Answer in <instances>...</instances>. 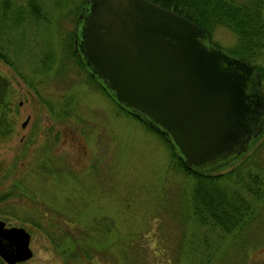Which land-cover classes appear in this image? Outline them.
<instances>
[{
    "label": "rangeland",
    "instance_id": "rangeland-1",
    "mask_svg": "<svg viewBox=\"0 0 264 264\" xmlns=\"http://www.w3.org/2000/svg\"><path fill=\"white\" fill-rule=\"evenodd\" d=\"M82 1L39 0L40 21H0L9 60L0 57L1 102L10 125L0 132V192L15 186L0 199V219L23 226L32 251L16 264H264V130L209 170L246 216L229 230L199 220L189 202L195 179L175 165L165 141L120 110L66 53ZM2 2L11 10L23 4L0 0V10ZM207 36L229 52L236 43L220 25ZM248 61L264 93L256 69L264 74V45ZM85 249L91 259L80 256Z\"/></svg>",
    "mask_w": 264,
    "mask_h": 264
},
{
    "label": "water",
    "instance_id": "water-1",
    "mask_svg": "<svg viewBox=\"0 0 264 264\" xmlns=\"http://www.w3.org/2000/svg\"><path fill=\"white\" fill-rule=\"evenodd\" d=\"M73 43L90 75L165 137L188 169L232 160L264 130L254 64L172 9L152 0H83ZM29 237L0 219L1 260L29 258Z\"/></svg>",
    "mask_w": 264,
    "mask_h": 264
},
{
    "label": "trees",
    "instance_id": "trees-1",
    "mask_svg": "<svg viewBox=\"0 0 264 264\" xmlns=\"http://www.w3.org/2000/svg\"><path fill=\"white\" fill-rule=\"evenodd\" d=\"M164 7L172 9L177 13L189 18L197 25L201 26L206 33L209 35L212 31V28L220 25L224 26L233 32L236 36V43L234 48L230 50V53L239 55L247 60L253 59L257 53H259L260 49L264 45L263 43V32H264V15L262 12V0H152ZM0 10V21H3L8 18L11 22L16 24L17 22H22L21 20H27L29 23L35 22L37 20L40 21L41 18H44L42 6L39 0H23L22 5H18L17 8H13L11 10L6 3L2 2ZM81 7V6H80ZM77 6L73 7L72 11L75 13ZM13 12V15H10L9 12ZM7 14L9 17H7ZM75 26L77 24V16L74 19ZM67 35V45L64 47L66 53L68 51L69 54L75 56L76 62L80 65L83 71L86 73L88 79L95 83V85L104 93H106L113 101L114 99L108 93V91L88 72L86 67L83 65L81 59L79 58L73 43L74 35H75V27L72 31L66 33ZM64 50V51H65ZM2 50L0 45V57L4 58L6 62L9 60L6 58L5 53ZM11 62V61H10ZM59 70L61 68L58 67ZM256 69L261 73V76H264L258 65ZM58 71V70H57ZM2 88L5 90L7 87L6 82ZM115 102V101H114ZM116 106L122 110L124 113L134 116L137 120H139L145 127L155 131L158 133L153 127H151L146 121L143 119L133 115L119 104L115 102ZM6 116V115H5ZM7 118V117H6ZM5 123L9 122L7 119L4 120ZM0 132H3L0 129ZM158 135L165 141L170 150V155L173 160H175V165L183 169L188 174L192 175L195 179V183L191 189L189 194V202L192 210L197 218L201 221H207L210 219L215 224H220L223 228L228 229L231 226H235L239 224V221L245 217L244 211L240 210V206L233 203L232 200L227 199L226 195H224L223 191L217 189L214 185V180L219 174H214L209 172V170L204 171H194L192 169H188L184 167L182 163V159L177 152L176 148L171 145V143L163 137L160 133ZM247 173V172H246ZM247 177L250 178L251 174H246ZM257 177V175H255ZM254 182V177H252ZM9 190L0 192V199L2 197L9 196L10 194H14L15 192L11 189L14 188V183ZM10 184V185H11ZM214 184V185H213ZM252 189L248 187V190ZM254 194L258 193L257 189H252ZM46 215V213H42V216ZM49 217L50 215H46ZM44 219V218H42ZM52 221L60 228H66L68 219H63L61 221H57V218L53 216ZM39 223H37V226ZM100 251L102 254L106 252L104 250H96ZM80 256L87 257L91 259V255L88 250H80ZM73 253V251L71 252ZM127 255V253H123V255ZM124 255V256H125ZM105 261H108V258L101 257ZM0 260V264H1Z\"/></svg>",
    "mask_w": 264,
    "mask_h": 264
},
{
    "label": "flooded vegetation",
    "instance_id": "flooded-vegetation-1",
    "mask_svg": "<svg viewBox=\"0 0 264 264\" xmlns=\"http://www.w3.org/2000/svg\"><path fill=\"white\" fill-rule=\"evenodd\" d=\"M5 83L4 80L1 79L0 77V129L3 131L2 133H6V130L9 128V122L5 123V119H6V112H8V106H4L3 102H1V97L4 94V90L2 89L4 87ZM28 119V116L26 117ZM21 125V123H20ZM22 126V125H21ZM12 183V182H11ZM3 261V260H2Z\"/></svg>",
    "mask_w": 264,
    "mask_h": 264
},
{
    "label": "bare ground",
    "instance_id": "bare-ground-1",
    "mask_svg": "<svg viewBox=\"0 0 264 264\" xmlns=\"http://www.w3.org/2000/svg\"><path fill=\"white\" fill-rule=\"evenodd\" d=\"M250 62V61H249Z\"/></svg>",
    "mask_w": 264,
    "mask_h": 264
}]
</instances>
